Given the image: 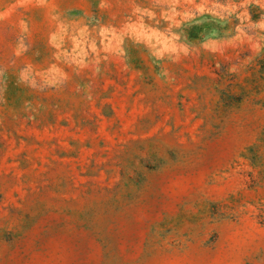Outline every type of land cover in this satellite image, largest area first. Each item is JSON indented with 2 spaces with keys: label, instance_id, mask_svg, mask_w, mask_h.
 Returning <instances> with one entry per match:
<instances>
[{
  "label": "rangeland",
  "instance_id": "rangeland-1",
  "mask_svg": "<svg viewBox=\"0 0 264 264\" xmlns=\"http://www.w3.org/2000/svg\"><path fill=\"white\" fill-rule=\"evenodd\" d=\"M0 264H264V0H0Z\"/></svg>",
  "mask_w": 264,
  "mask_h": 264
}]
</instances>
